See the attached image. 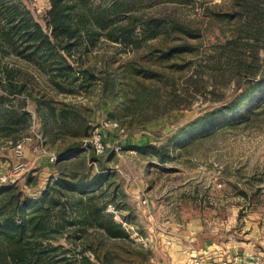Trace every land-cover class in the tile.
<instances>
[{"label":"rangeland","instance_id":"374dc122","mask_svg":"<svg viewBox=\"0 0 264 264\" xmlns=\"http://www.w3.org/2000/svg\"><path fill=\"white\" fill-rule=\"evenodd\" d=\"M84 1L92 10H108L110 23H120L124 17L123 12L113 13V5L121 3L144 18L155 16L190 27L193 34L181 28L169 33L160 26L155 35L137 28L131 39L124 40L97 27L91 36L82 30L83 37L70 41L71 55L62 48L66 42L52 45L49 62L33 57L31 50L22 51L20 41L0 49L1 67L13 68V75L26 82L23 94L7 93L8 99H0V188L16 183L27 195L40 197L53 187L54 196L61 198L51 214V233L35 244L38 251L44 250L49 264H107L106 252L108 264H169L159 231L170 229L174 234L194 220L205 221L211 229L219 221L227 227L234 220L238 226L247 213L264 212V86L256 89L250 83L257 79L253 73L264 74V0H257L261 30L249 45L240 22L230 17L244 0ZM1 2L18 5L49 31L45 17L50 0ZM229 38L243 39L239 42L256 49L251 75L241 76L227 61L224 46ZM172 47L173 53L165 54ZM245 56L249 65L251 52ZM136 67L156 70L160 78L137 74ZM146 88L158 90L157 104L154 96H144L143 92L150 93ZM245 91L256 94L252 109L220 114ZM4 93L0 84V95ZM29 93L45 109L53 103L57 111L71 108L76 115L70 113L68 124L60 129L50 125ZM22 110L29 112L31 125L14 141L9 135L15 131L5 128V116ZM218 115L222 124L211 122L195 130L198 123ZM185 130L187 136L182 134ZM97 131L105 145L102 153L93 149ZM23 139L24 165L19 167L14 145ZM144 144L162 146L165 158L134 148ZM76 148L81 151L64 163H74L66 167L72 184L83 185L86 195L94 193L102 212L113 213L134 244L111 247L96 233L98 225H81L75 204L61 194L65 187L55 181L59 159ZM53 155L58 157L54 162ZM80 185L67 189L69 195L81 193ZM61 207L67 208L62 216L70 222L63 223ZM100 242L97 254L90 243Z\"/></svg>","mask_w":264,"mask_h":264},{"label":"trees","instance_id":"16d2710c","mask_svg":"<svg viewBox=\"0 0 264 264\" xmlns=\"http://www.w3.org/2000/svg\"><path fill=\"white\" fill-rule=\"evenodd\" d=\"M50 2L51 6L45 17V23L50 32L45 31V27L42 23L36 21L32 16L29 17L27 15L28 13H25L27 11H24V9L18 5L1 2L0 49L3 48L6 43L15 44L20 41L23 44L22 51L31 50L33 57L41 56L45 59V62H49L50 55L53 53L52 45L66 42L65 45L60 46L71 55L72 45L70 41L73 38L83 37L81 33L82 30H84L86 35L91 36L97 27L104 30L108 28L107 33L109 36L124 40L131 39L137 28L145 34L153 35H155L153 32H156L157 28L160 26L164 27L162 29L169 33H172L177 28H181L180 30L186 32L187 35L193 34L190 27L171 23V21L155 16L144 18L138 13H133L123 8L121 3H115V5H113V11H115L113 13H117L118 11L123 12L124 17L120 20V23H110L111 14L108 10H92L86 5L87 3L84 0H70V3L64 0H50ZM261 11L260 2L257 0H244L243 3L241 1L238 9H234V11L230 12L232 13L230 17L240 22V31L246 33L248 37V41L246 42H248V45L252 38L255 39L260 33L261 26L260 23H257V18ZM108 15L109 18H107ZM242 21L243 23H241ZM242 40L243 39L240 38L228 39L224 46L228 51V56L226 58L228 62L233 63L232 65L235 67L233 70H237L238 73L240 72L241 76L251 75L250 70H253L252 68L255 65V61L257 60L256 56L258 55L255 51L256 49L253 48L252 45H250V49H248L244 44L246 42H239ZM175 49V47H172L169 49L168 53L166 52L165 54H171ZM247 52H251V57L249 59H253L251 62L248 61L250 63L249 65L247 64L248 57L245 56ZM62 58L67 61L64 56H62ZM217 59L220 61L221 57L217 56ZM69 68L72 67L69 66ZM57 69L61 70L62 67L58 66ZM12 71L13 68L7 66L1 67L0 65V78H3L0 79V84L4 86L5 91V95H0L1 100L8 99L7 93L10 95H21L25 91L26 82L16 78ZM135 72L148 78H160L156 70H151L149 68L136 67ZM17 73H19V71ZM55 74L60 76L61 72L58 71ZM65 74L68 78V74L70 73L67 71ZM253 74L257 79H250V83H252L254 88L260 89L262 85L264 86V74ZM78 78V75H74L73 79L77 80ZM146 89H148L150 93L145 91L143 92L144 96H154L153 103L157 104L160 97L157 93L158 90L153 91L151 88ZM31 96L32 94L29 93V98L34 99L37 103V112L39 115L45 120H48V124L52 125L54 123L55 127L59 129L68 124V121L71 119L70 113L75 114L71 108H62L57 111L53 103H48V109H45L40 99ZM255 99L256 94H249L245 91L239 97L227 103V106L223 107V111H221L220 114L227 116L235 113L240 114L241 111L247 112L252 109L249 105ZM172 106L171 109L175 108L177 105L175 104ZM42 109L44 110L42 111ZM123 109L124 111H128V107L123 106ZM221 115H218L213 121L209 120L208 122L198 123V125L194 127L195 130L206 127L211 124V122L216 124L218 121H222ZM29 116L30 114L26 110L10 111L9 114L5 116V128H13L15 131L9 135L13 138L12 140L16 141L20 139L23 136L22 131L31 125ZM75 120H77V117ZM143 123L144 122H140V124ZM222 123L223 121L221 124ZM182 134H184L183 136H187L189 131L185 130ZM134 148L142 152L154 154L161 159L165 158L164 155L166 153L162 146L144 144L135 146ZM80 149L81 148H76L72 152H64L63 155L60 156L59 163L62 164L58 166L59 176L55 181L61 187H65L61 190V194L65 195L75 204L73 205V209L77 208V214L81 221V225H98L101 229H95L96 233L102 240L108 241L111 247H119V245H121L120 243L134 244V241L130 238L129 232L126 231L121 223L114 219V214L102 212L103 207L97 204V197L94 193L86 195L84 186L80 184L77 185L82 187L81 189L83 191L81 193L71 192L69 195V192H67V189L72 190L77 185L76 182L74 185L72 184L73 179L68 177L66 173L69 170L66 167H72L74 163H69L67 166H65L64 163L69 162L71 156L75 152H80ZM54 193H56V191L53 190L52 187L49 191H45L42 196L32 197L27 195L16 183H10L0 188V264L50 263L44 254V250L38 251V247L35 244L40 243V237L46 236L52 231V229H50L51 214L54 206L61 201V198L59 196L55 197ZM65 211H67V208H60L59 213H61L60 216L62 218ZM67 222H70V219L65 218L63 223L65 224ZM100 238L99 241L101 240ZM100 244L102 243H90L92 250L97 254V247ZM105 257V262L108 264L107 252Z\"/></svg>","mask_w":264,"mask_h":264},{"label":"crops","instance_id":"0c3cea01","mask_svg":"<svg viewBox=\"0 0 264 264\" xmlns=\"http://www.w3.org/2000/svg\"><path fill=\"white\" fill-rule=\"evenodd\" d=\"M235 222L224 227L219 221L211 229L205 221L194 220L174 234L159 231L169 264H247L254 259L264 264V212L251 211L240 225Z\"/></svg>","mask_w":264,"mask_h":264},{"label":"built area","instance_id":"2783aa9c","mask_svg":"<svg viewBox=\"0 0 264 264\" xmlns=\"http://www.w3.org/2000/svg\"><path fill=\"white\" fill-rule=\"evenodd\" d=\"M93 144H94V149L96 150L97 153L104 152L105 145L103 143V137L99 131H97V134L94 137ZM25 149H26V146H25V140L24 139L17 141L14 145V150H15L16 156H17L18 160L20 161L19 167L24 165L22 160L25 157ZM57 158H58L57 156L53 155L50 157V160L52 162H54L57 160ZM210 264H219V263L211 262ZM247 264H263V263H262L261 259H256V260L254 259V260L248 261Z\"/></svg>","mask_w":264,"mask_h":264}]
</instances>
